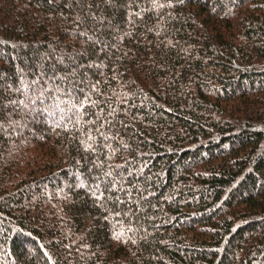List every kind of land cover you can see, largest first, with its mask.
Here are the masks:
<instances>
[{
  "label": "trees",
  "instance_id": "16d2710c",
  "mask_svg": "<svg viewBox=\"0 0 264 264\" xmlns=\"http://www.w3.org/2000/svg\"><path fill=\"white\" fill-rule=\"evenodd\" d=\"M0 264H264V0H0Z\"/></svg>",
  "mask_w": 264,
  "mask_h": 264
}]
</instances>
